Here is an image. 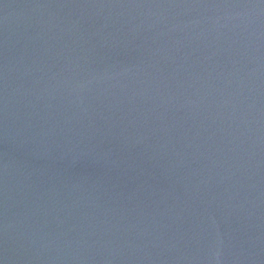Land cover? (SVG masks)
<instances>
[{
  "label": "water",
  "instance_id": "water-1",
  "mask_svg": "<svg viewBox=\"0 0 264 264\" xmlns=\"http://www.w3.org/2000/svg\"><path fill=\"white\" fill-rule=\"evenodd\" d=\"M0 264H264V0H0Z\"/></svg>",
  "mask_w": 264,
  "mask_h": 264
}]
</instances>
